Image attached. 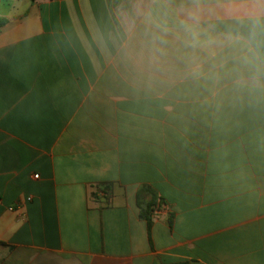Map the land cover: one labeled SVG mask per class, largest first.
<instances>
[{
  "label": "crops",
  "instance_id": "crops-1",
  "mask_svg": "<svg viewBox=\"0 0 264 264\" xmlns=\"http://www.w3.org/2000/svg\"><path fill=\"white\" fill-rule=\"evenodd\" d=\"M149 7L0 0V264H264V75Z\"/></svg>",
  "mask_w": 264,
  "mask_h": 264
},
{
  "label": "clouds",
  "instance_id": "clouds-1",
  "mask_svg": "<svg viewBox=\"0 0 264 264\" xmlns=\"http://www.w3.org/2000/svg\"><path fill=\"white\" fill-rule=\"evenodd\" d=\"M217 16L229 23L214 36L213 25L206 26V21ZM140 23L154 61L165 55L173 37L191 49L219 43L234 50L255 76L264 75V0H153Z\"/></svg>",
  "mask_w": 264,
  "mask_h": 264
},
{
  "label": "trees",
  "instance_id": "trees-1",
  "mask_svg": "<svg viewBox=\"0 0 264 264\" xmlns=\"http://www.w3.org/2000/svg\"><path fill=\"white\" fill-rule=\"evenodd\" d=\"M6 24H7V21L6 20H0V31L6 26ZM142 194H151V195H153L152 194V192L150 191V190H148L147 188H144L143 189V192H142ZM140 206H142L141 204H140ZM150 208V206H147L146 207V209H143V207H141V209H142V213H141V216H142V218H144V219H146V220H149V214H148V209Z\"/></svg>",
  "mask_w": 264,
  "mask_h": 264
},
{
  "label": "built area",
  "instance_id": "built-area-1",
  "mask_svg": "<svg viewBox=\"0 0 264 264\" xmlns=\"http://www.w3.org/2000/svg\"><path fill=\"white\" fill-rule=\"evenodd\" d=\"M10 210H11V211H13V210H14V208H10Z\"/></svg>",
  "mask_w": 264,
  "mask_h": 264
}]
</instances>
